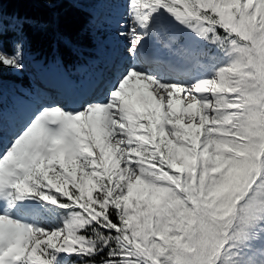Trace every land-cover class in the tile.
<instances>
[{
	"label": "snow or ice",
	"instance_id": "6c2138e0",
	"mask_svg": "<svg viewBox=\"0 0 264 264\" xmlns=\"http://www.w3.org/2000/svg\"><path fill=\"white\" fill-rule=\"evenodd\" d=\"M8 2L0 264H264V0H72L86 73Z\"/></svg>",
	"mask_w": 264,
	"mask_h": 264
},
{
	"label": "trees",
	"instance_id": "16d2710c",
	"mask_svg": "<svg viewBox=\"0 0 264 264\" xmlns=\"http://www.w3.org/2000/svg\"><path fill=\"white\" fill-rule=\"evenodd\" d=\"M3 7L9 15H27L51 22L54 25L51 35L59 34L62 37L56 43L59 55L66 64L81 65L85 58L96 54L92 51L95 41L87 31L89 7L86 3L60 0L49 6L46 3L8 2L4 3ZM40 47L44 54L51 52L50 41L43 42Z\"/></svg>",
	"mask_w": 264,
	"mask_h": 264
},
{
	"label": "rangeland",
	"instance_id": "374dc122",
	"mask_svg": "<svg viewBox=\"0 0 264 264\" xmlns=\"http://www.w3.org/2000/svg\"><path fill=\"white\" fill-rule=\"evenodd\" d=\"M93 38L96 42V51H97V54L94 58H97L98 56H101L103 54H105L110 48H111V44L110 42L106 41V40H103L102 38H97L93 35ZM92 58V59H94ZM92 59H89V61H86L84 64H83V68H82V71L83 72H87L89 69H88V65H89V62L92 60ZM23 75V80L25 83H27V80H28V77L30 75V73H24L22 74ZM3 79L5 81V83H9V82H12V81H18L21 79V74H17L15 73L13 70L11 69H7L5 68L3 70Z\"/></svg>",
	"mask_w": 264,
	"mask_h": 264
}]
</instances>
